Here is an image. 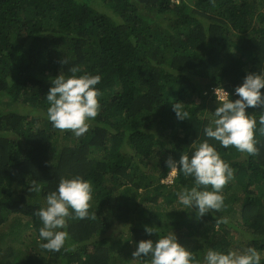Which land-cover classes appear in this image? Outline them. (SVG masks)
I'll return each mask as SVG.
<instances>
[{"label": "trees", "instance_id": "trees-1", "mask_svg": "<svg viewBox=\"0 0 264 264\" xmlns=\"http://www.w3.org/2000/svg\"><path fill=\"white\" fill-rule=\"evenodd\" d=\"M73 67L102 77L99 113L79 137L45 116L50 80ZM260 70L264 0H0V227L23 215L30 237L23 259L0 248V264H136L137 242L170 231L197 260L208 248L254 247L264 264L261 111L247 109L257 119L255 154L204 135L218 103L213 90L236 99L244 76ZM180 102L186 120L173 110ZM204 140L234 175L224 207L198 219L176 195L194 177L163 181L168 158L179 161ZM77 175L92 184L97 216L68 220L65 247L74 251L42 249L36 212L62 177ZM220 216L228 223L217 225Z\"/></svg>", "mask_w": 264, "mask_h": 264}, {"label": "clouds", "instance_id": "clouds-1", "mask_svg": "<svg viewBox=\"0 0 264 264\" xmlns=\"http://www.w3.org/2000/svg\"><path fill=\"white\" fill-rule=\"evenodd\" d=\"M61 63H67L66 59ZM70 71L71 75H66L63 71L50 80L45 116L53 128L70 130L79 137L88 131L91 122L99 113L100 92L96 85L102 77L90 73L76 75L79 71L76 67ZM261 89H264V70L248 72L244 76L242 83L234 89L236 99H232L223 87H216L213 91L218 103L212 112L210 123L204 128V135L218 141L224 148L233 146L240 152L255 154L258 151L254 139L257 119L247 109H260L259 125L260 131L264 133V92ZM182 104L184 103L173 104V110L178 119L186 120L189 114L181 110ZM33 115L39 113L33 112ZM193 148L191 155L183 152L179 161L168 158V177L163 183H171L178 172L186 177H194L193 186L181 187L176 195L178 203L184 208L194 209L199 219L209 213L219 212L224 207L222 189L233 178L234 170L208 140L198 145L194 141ZM209 185L211 190H208ZM30 190L40 189L33 183ZM92 192L91 182L79 175L60 179L56 190L46 196V205L36 212L42 222L39 229L42 249L57 252L61 249L75 250L74 244L65 247L70 238L66 231L68 220L96 218V213L89 212ZM227 223L226 217L220 216L216 219L217 225ZM158 229L145 226V232L149 235H157ZM247 238L252 239L251 236ZM132 257L136 264H262L261 255L254 247L240 252L208 248L203 260H197L189 249L178 242L174 231L158 235L155 240L137 242Z\"/></svg>", "mask_w": 264, "mask_h": 264}, {"label": "rangeland", "instance_id": "rangeland-1", "mask_svg": "<svg viewBox=\"0 0 264 264\" xmlns=\"http://www.w3.org/2000/svg\"><path fill=\"white\" fill-rule=\"evenodd\" d=\"M238 155V158H242L244 155ZM235 158V160H238ZM168 183H170L168 181ZM28 219L23 215H11L7 221H5L0 227V248L4 254H8L7 249L11 248V253L14 255L22 256L24 258V254L28 248L27 243L30 241L29 237V229L26 226V221ZM123 227L118 226L115 229V232H120ZM22 241H25L23 244ZM135 247H133V251H135ZM6 252V253H5ZM262 257V254H260ZM132 262H134L132 257Z\"/></svg>", "mask_w": 264, "mask_h": 264}]
</instances>
